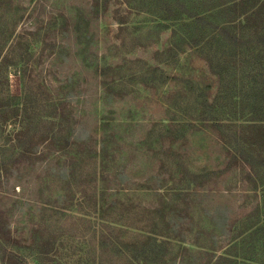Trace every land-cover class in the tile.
Instances as JSON below:
<instances>
[{
	"label": "rangeland",
	"instance_id": "1",
	"mask_svg": "<svg viewBox=\"0 0 264 264\" xmlns=\"http://www.w3.org/2000/svg\"><path fill=\"white\" fill-rule=\"evenodd\" d=\"M159 14L149 0H0V218L29 264H93L114 240L140 244L119 263L136 264L147 236L167 252L155 264H204L198 245L231 243L264 264V179L233 159L259 139L190 128L199 94L217 103L209 119L244 118L242 55L191 47L190 22Z\"/></svg>",
	"mask_w": 264,
	"mask_h": 264
},
{
	"label": "trees",
	"instance_id": "2",
	"mask_svg": "<svg viewBox=\"0 0 264 264\" xmlns=\"http://www.w3.org/2000/svg\"><path fill=\"white\" fill-rule=\"evenodd\" d=\"M139 1L146 2L147 0ZM149 1L163 6L165 15H159L163 17L164 21H186L187 19L190 22L184 25L190 27L193 34V36H190L191 47H203L217 41V44L224 46V48L227 45L228 51H239L242 55L239 62L244 66V71L240 72V81L237 79L241 89H246V97L244 94L245 99L241 102V111L244 118L241 120H221L214 117L209 119L205 115L217 113V103L209 102L202 94H199L194 103L201 110L202 116L198 120H191L190 128L206 126L215 128L225 135H229L231 131L236 129L250 130L254 137L259 139L258 144L253 141V145L258 146V148H255L249 154L241 150L238 155L234 154L233 159L241 162L242 165H246L256 175L262 174L261 178L264 179V0ZM169 50L173 51L172 48ZM230 75L234 81L235 76L231 73ZM234 86H236L235 82ZM8 103L10 102H6L5 105H9ZM245 110H249V112L244 113ZM105 124L106 121L103 120L101 127H104ZM106 133L107 131L104 132L103 130L100 141L102 148L99 154V174H97L98 182L102 185L109 178L104 160L108 140ZM224 215L219 220L220 222L218 221L219 227L230 232V226L234 224V219L228 221L230 223L228 225ZM145 239L146 242L141 244L142 250L139 249V257L143 255V260H137L138 258L133 260L138 261L136 264L140 262L155 264L159 261V257H163L167 253L163 252L160 255V251L165 245L155 238L147 236ZM14 244L15 241L11 237L10 231L1 223L0 218V254L4 257L7 255L4 263L11 264L10 262L13 261V264H29L25 256L16 254L12 250ZM131 248L136 250L140 248V244L131 242L126 244L115 240L102 243L97 248V262L93 264H119L121 263L120 260L127 258V252L130 253ZM197 248L199 250L194 252L201 255L203 259L207 258L204 264H254L251 260H248L247 263L244 261L238 262L239 260L235 258L236 255L231 254V250L236 248L235 243L220 248L223 249L220 253H217L219 250L214 245L209 248L198 245ZM128 264H132V262L129 261Z\"/></svg>",
	"mask_w": 264,
	"mask_h": 264
}]
</instances>
